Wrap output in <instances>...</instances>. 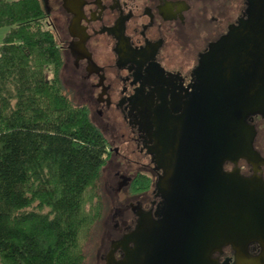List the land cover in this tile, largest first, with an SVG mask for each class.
<instances>
[{
    "label": "flooded vegetation",
    "instance_id": "flooded-vegetation-1",
    "mask_svg": "<svg viewBox=\"0 0 264 264\" xmlns=\"http://www.w3.org/2000/svg\"><path fill=\"white\" fill-rule=\"evenodd\" d=\"M49 2L59 6L58 20L64 23L62 31L49 21L65 58L62 80L63 71L71 70L67 82L72 92L82 98L79 105L89 109L92 122L108 141V161L100 179L105 182L99 192L110 195L113 208L100 260L113 264L136 249V231L142 223H170L174 228L188 221L170 212L167 196L198 191L194 185L204 183L202 169L211 165L199 155L168 152L174 142L193 141L194 115L205 104L213 105L210 98L221 85L214 75H198L197 70L202 57L247 18L248 4L247 0ZM247 123V135L250 129L253 134L252 159L228 161L223 170L264 180V116L250 115ZM185 231L170 237L186 239ZM262 252L259 243L250 244L251 257ZM214 258L220 264L232 259L233 264L235 252L226 247Z\"/></svg>",
    "mask_w": 264,
    "mask_h": 264
},
{
    "label": "trees",
    "instance_id": "trees-1",
    "mask_svg": "<svg viewBox=\"0 0 264 264\" xmlns=\"http://www.w3.org/2000/svg\"><path fill=\"white\" fill-rule=\"evenodd\" d=\"M40 0H0V264H86L108 141L62 80Z\"/></svg>",
    "mask_w": 264,
    "mask_h": 264
},
{
    "label": "water",
    "instance_id": "water-1",
    "mask_svg": "<svg viewBox=\"0 0 264 264\" xmlns=\"http://www.w3.org/2000/svg\"><path fill=\"white\" fill-rule=\"evenodd\" d=\"M247 4V18L202 57L197 70L198 75H214L221 85L210 98L213 105L208 108L205 104L204 110L194 115L193 141L187 145L174 142L168 152L199 155L205 165H211L202 169L204 183L194 185L198 191L167 196L170 212L188 221L174 228L170 223H142L136 231V249L113 264H164L165 260L173 264H220L214 254L226 247L235 252L233 264H264V180L257 175L244 178L238 170H223L228 161L252 159L253 134L250 129L247 135V118L264 116V0H247ZM181 229L186 230V239L172 240L170 235L181 234ZM252 243L262 246L260 256L248 254Z\"/></svg>",
    "mask_w": 264,
    "mask_h": 264
},
{
    "label": "rangeland",
    "instance_id": "rangeland-1",
    "mask_svg": "<svg viewBox=\"0 0 264 264\" xmlns=\"http://www.w3.org/2000/svg\"><path fill=\"white\" fill-rule=\"evenodd\" d=\"M11 1H17V0H11ZM42 3V6L44 8V10L50 12L52 14V19H53V23L55 25L56 28L60 29L63 31L64 30V23L60 22L58 20L60 15L59 12V6H55L54 3L49 2V0H40ZM52 26V24H51ZM52 28V27H51ZM9 31V28L7 27H0V43L3 41V38L5 37V35L7 34V32ZM72 76V72L71 70H68V72H66V70L63 71V80L66 86V90L68 92H70L71 97L73 98V101L75 102V104L79 105L81 104V99L78 96L74 95V92H72V86L70 85V83L67 82L68 78ZM108 172L106 171L104 173V176L106 178H108ZM102 182H103V186H104V182L105 180L103 179L102 181H99V187L102 186ZM101 195L103 196L102 199H104V212H103V219L100 222V224L96 227L95 232L92 233L91 236H89L85 241H84V251L87 257V261L86 264H102L101 260H100V256L103 255L105 253V251L103 250L102 246H103V238H104V231L106 230V226L109 220V215L111 213V210L113 208V201L110 197V195H108L107 193H103L100 192ZM105 217V219H104Z\"/></svg>",
    "mask_w": 264,
    "mask_h": 264
}]
</instances>
